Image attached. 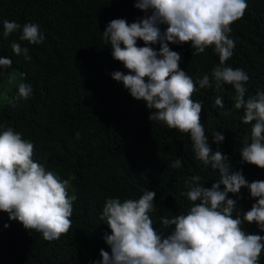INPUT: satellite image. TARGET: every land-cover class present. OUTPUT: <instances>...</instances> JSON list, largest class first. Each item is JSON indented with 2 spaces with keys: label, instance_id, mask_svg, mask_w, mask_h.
<instances>
[{
  "label": "trees",
  "instance_id": "obj_1",
  "mask_svg": "<svg viewBox=\"0 0 264 264\" xmlns=\"http://www.w3.org/2000/svg\"><path fill=\"white\" fill-rule=\"evenodd\" d=\"M246 2L243 18L231 26L229 38L235 47L226 64L249 75L247 95H254L264 91V0ZM134 3L135 0H0V58H10L22 75V83L30 84L33 90L26 100L18 98V86L7 93L6 100L0 103V124L31 140L34 161L47 170L57 172L62 179L75 175L69 195L74 192L77 196L70 230L51 242L0 212V264H95L101 260V249L110 251L104 234L111 235V231L99 218L107 198L123 202L139 199L141 189L155 191L151 218L159 231L160 217L187 214L190 204L181 193L187 191L188 177L200 175L201 184L207 188L219 179L216 170L195 158L190 134L150 121L146 103L134 99L122 82L112 79L113 72L127 74V70L113 59L102 34L114 19L123 18L131 24L142 18L145 14ZM5 19L22 26L39 25L45 37L43 43L21 42L29 48L30 61L16 56L11 49V42L18 41V33L2 37ZM160 27L165 31L167 25ZM137 43L143 46L142 41ZM155 47L158 50L159 46ZM169 47L181 55L180 68L194 80L205 73L211 75L219 63L214 46L197 56H192L190 43ZM197 89L192 99L203 102L200 121L209 143L214 131L222 133L225 140L219 148L229 157L233 171L242 169L249 183L264 181V169L241 164L243 139L250 134L251 125L241 122L242 109L233 108L234 89L229 85L219 91L214 85L205 89L197 85ZM217 96L223 97V108L214 107ZM77 132L80 139H76ZM211 146L215 151L217 146ZM177 158H181L182 167L174 169L171 164ZM239 196L237 203L242 211L250 210L256 202L246 188ZM229 198L236 196L229 194ZM243 228L249 234L264 236L255 223ZM259 264H264V250Z\"/></svg>",
  "mask_w": 264,
  "mask_h": 264
},
{
  "label": "clouds",
  "instance_id": "obj_2",
  "mask_svg": "<svg viewBox=\"0 0 264 264\" xmlns=\"http://www.w3.org/2000/svg\"><path fill=\"white\" fill-rule=\"evenodd\" d=\"M134 7L145 15L131 24L123 18L114 19L102 34L113 59L127 70V74L113 72L112 79L122 82L134 99L146 103L151 111L150 121L190 134L195 158L216 170L219 179L207 188L201 184L200 175L188 177L187 191L181 193L190 204L187 214L160 217L159 231L151 218L155 211V191L141 189L143 194L139 199L123 202L119 198H107L99 218L111 231V235L104 234L110 251L101 249V260L95 264H259L264 236L249 234L243 225L255 223L264 231V181L249 183L242 169L233 171L229 157L219 148L225 136L214 131L209 143L200 121L203 102L192 99L197 85L199 89L214 85L217 91L224 85L231 86L233 108L242 109L241 122L251 125L250 134L243 139L241 164L264 169V91L247 95L249 75L226 64L235 47L234 40L229 38L231 26L243 18L247 2L135 0ZM161 25H167L165 31H161ZM14 33L19 34V42H11L13 53L30 61L29 48L21 42L43 43L45 37L39 25L22 26L15 20H3L2 37L7 39ZM138 41L143 42L142 47ZM188 43L193 49L192 56L214 46L219 63L212 68L211 75L205 73L194 80L180 68L181 55L169 45ZM11 66L10 58H0V72ZM32 91L30 84L20 83L18 98L26 100ZM215 106L224 107L222 96L216 97ZM0 129H3L0 131V212L20 222L26 230L40 234L45 241L59 240L72 224L70 218L77 196L74 192L69 195V189L75 175L62 179L57 172L47 170L34 161L31 140L24 139L12 127L0 124ZM75 136L80 139L79 132ZM211 144L217 146L215 151ZM171 167L181 168V158ZM242 188L248 189L256 201L248 211H242L237 203ZM229 194L236 199L229 198ZM237 207L240 212H236Z\"/></svg>",
  "mask_w": 264,
  "mask_h": 264
},
{
  "label": "rangeland",
  "instance_id": "obj_3",
  "mask_svg": "<svg viewBox=\"0 0 264 264\" xmlns=\"http://www.w3.org/2000/svg\"><path fill=\"white\" fill-rule=\"evenodd\" d=\"M12 81L9 83V81ZM21 73L11 66L5 72H0V103H3L7 98V93L11 91L13 87L22 83Z\"/></svg>",
  "mask_w": 264,
  "mask_h": 264
}]
</instances>
